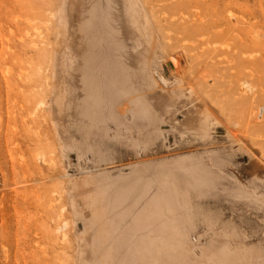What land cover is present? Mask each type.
<instances>
[{
  "label": "rangeland",
  "instance_id": "obj_1",
  "mask_svg": "<svg viewBox=\"0 0 264 264\" xmlns=\"http://www.w3.org/2000/svg\"><path fill=\"white\" fill-rule=\"evenodd\" d=\"M111 1L0 0V264H264V0Z\"/></svg>",
  "mask_w": 264,
  "mask_h": 264
},
{
  "label": "bare ground",
  "instance_id": "obj_2",
  "mask_svg": "<svg viewBox=\"0 0 264 264\" xmlns=\"http://www.w3.org/2000/svg\"><path fill=\"white\" fill-rule=\"evenodd\" d=\"M108 2L110 3V2H112L111 0H108ZM142 2V1H141ZM140 2V3H141ZM113 3V2H112ZM129 13H134V11H133V9H132V7L130 6V8H129ZM146 19V18H145ZM146 21V20H145ZM137 23V21L134 19V21L132 22V24L133 25H137L136 24ZM142 36L143 37H145V39H146V37L147 36H145V34H142ZM152 40H153V38H151ZM171 59V58H170ZM169 59V60H170ZM172 60V59H171ZM174 60H176L175 58H174ZM177 61V60H176ZM170 62V61H169ZM174 62V61H173ZM177 63H178V61L177 62H174L173 64H176V66H177ZM171 64V63H170ZM179 65V64H178ZM174 66V65H173ZM175 68V67H174ZM190 85V84H189ZM246 88V87H245ZM247 88H248V85H247ZM191 91V90H190ZM129 95V93H126L125 94V91H123V95L122 96H124V95ZM177 97L175 96V97H173V98H171L172 100H171V104L172 103H175L174 102V100L176 99ZM126 99H127V97H126ZM173 101V102H172ZM176 101V100H175ZM126 102H135L133 99L131 100V98L130 99H128V100H126ZM130 104H132V103H130ZM163 104V103H162ZM124 106V105H123ZM170 107V103L167 105V107L166 108H169ZM134 109H135V106H134ZM133 109V110H134ZM148 110V107H146L145 105H142V107H141V111H143V112H146ZM115 111L119 114V115H126L125 113H127L128 111H130L131 112V108L130 107H128L127 105H125L124 107H121V108H118V109H115ZM118 119H119V117H118ZM162 122V121H161Z\"/></svg>",
  "mask_w": 264,
  "mask_h": 264
}]
</instances>
